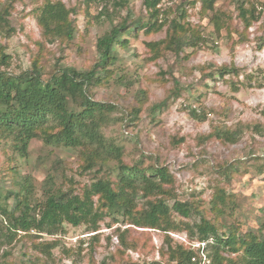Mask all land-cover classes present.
I'll use <instances>...</instances> for the list:
<instances>
[{
  "label": "rangeland",
  "instance_id": "rangeland-1",
  "mask_svg": "<svg viewBox=\"0 0 264 264\" xmlns=\"http://www.w3.org/2000/svg\"><path fill=\"white\" fill-rule=\"evenodd\" d=\"M11 1L0 0V9ZM54 1L74 9V40L66 44L45 41L36 22L42 0L15 1L8 17L13 33L9 38L0 35V48L7 55V64L2 70L18 75L30 69L37 58L45 77L55 72L57 64L78 70L93 68L98 59L97 39L111 25L147 19L143 0H98L90 4H85V0ZM192 1L162 0L159 20L168 23L179 19L180 11H184V24L197 30L204 42L197 47H184L178 56L166 52L155 62H149L146 44L163 39V29L152 35L139 32L127 49H119V61L112 68L109 83L94 92L97 102L116 107L100 133L105 141L122 147L124 163L134 164L140 156H146L158 166H166L175 177L176 200L194 203L205 219L215 221L212 193L215 186L222 185L233 195L234 220L241 230L259 229L264 223V170H257V165L264 167V47L260 51L256 47L260 38L264 40V0H216L213 12L203 17L201 4H192ZM236 2H248L257 12H262L247 32H242ZM219 11L225 15L223 21L227 24L217 35L209 18ZM222 66L236 68L238 76H215L212 80L209 76ZM139 91L145 92L147 100L138 121L129 124L128 113L138 107L135 97ZM175 91L180 93L178 99L169 100L167 107L155 115L151 113ZM190 110L206 121L191 118ZM213 128L238 131L240 137L235 144L214 139L201 142L199 138ZM80 155L77 150L46 147L33 140L27 157L20 158L9 144L0 141L1 196L18 191V185L28 180L32 188L31 202H42L48 176L52 177L55 188L73 187L79 193L94 176L103 175L95 170L83 173ZM231 164H238V168L231 167L236 174L225 184V178L217 171ZM173 203L174 200L169 205ZM7 205L11 208L13 199ZM181 220L193 223L199 218L192 215ZM231 223V217H224L220 219V228ZM108 225L111 226L108 228ZM5 227V219L0 216V228L5 231ZM126 227H130V232L125 236L128 245L125 248L118 242L114 244L112 237L117 234L116 228ZM64 229L65 234L57 236L18 233L10 244L0 246V264L166 263L160 257L165 244L164 234L159 231L112 224L109 218L99 224L95 233L83 225H66ZM146 233L149 238L144 236ZM95 234L97 240H93ZM170 237L173 246L178 243L188 246L185 233L170 234ZM43 243L56 245L51 257L38 250L37 245Z\"/></svg>",
  "mask_w": 264,
  "mask_h": 264
},
{
  "label": "trees",
  "instance_id": "trees-1",
  "mask_svg": "<svg viewBox=\"0 0 264 264\" xmlns=\"http://www.w3.org/2000/svg\"><path fill=\"white\" fill-rule=\"evenodd\" d=\"M15 1L22 0H12L0 9V35L5 38L13 33L8 17ZM95 1L98 0H85V4ZM161 2L162 0H143L146 21L135 19L128 24L124 20L111 25L97 39V63L87 70L57 64L55 72L45 77L37 58L38 60H33L30 69L11 75L1 69L7 64V55L0 48V141L9 144L20 158L27 157L33 140L42 142L46 147L77 150L81 154L80 168L83 173L93 170L95 173L103 172L99 177L94 176L90 184L84 186L79 193L73 187L65 190L55 188L52 177L48 176L44 181L43 201L34 204L30 200L32 188L28 180L18 185V191L7 192L5 196L0 194V216L5 219L6 225L5 231L0 228V246L10 244L13 236L18 233L64 235L66 225H83L95 233L99 224L109 218L112 224L122 223L164 234L165 247L160 250V257L165 258L166 263L153 261L149 264H196L192 262V258L199 260L197 251L182 243L172 245L170 234L178 233H185L188 242L207 243L206 252L210 264H264V223L259 229L248 228L242 231L234 220L236 214L233 195L222 185L213 189L211 204L216 219L211 222L202 216L194 203L176 200L175 177L166 166H158L146 156H140L134 164L128 165L123 162L122 147L105 141L100 133L116 107L97 102L94 92L109 83L112 68L119 61V49H127L139 32L152 35L163 29V39L146 44L149 62H155L166 52L178 56L184 47H197L204 42L197 30L184 24V11H180L179 19H172L168 23L160 21ZM194 2L201 4L203 17L213 12L216 0H193L192 4ZM236 4L242 32H247L253 23L258 22L262 12H257L255 6L248 2ZM74 12L73 8H67L61 1L42 0L36 13L41 38L50 43L72 42L76 31L72 20ZM224 17L219 11L209 18L217 35L226 27ZM263 47L264 40L260 38L256 49L260 51ZM237 73L238 70L234 67L222 66L209 77L212 80H215V76L237 77ZM179 97V91L171 92L151 113L155 115L156 111L167 107L169 100ZM135 98L138 107L132 108L128 113L130 118L126 121L129 124L138 121L142 105L147 100L144 91H139ZM188 113L199 122L206 121L195 110ZM239 137L238 131L213 128L199 139L203 143L214 139L221 143L235 144ZM236 165L231 164L217 171L225 178V184L236 174L232 169L238 168ZM257 170L262 172L264 167L257 165ZM10 199H13L11 208L7 205ZM172 200L174 203L170 206L169 202ZM192 215H197L199 221L188 223L181 220L190 219ZM224 217H231L232 223L220 228V219ZM129 228L115 229L118 245L125 248L128 246L125 236L129 234ZM96 236L97 234L92 236L93 240H97ZM144 236L149 238L148 233ZM37 246H40L38 250L41 253L51 257V250L56 245L43 243Z\"/></svg>",
  "mask_w": 264,
  "mask_h": 264
},
{
  "label": "built area",
  "instance_id": "built-area-1",
  "mask_svg": "<svg viewBox=\"0 0 264 264\" xmlns=\"http://www.w3.org/2000/svg\"><path fill=\"white\" fill-rule=\"evenodd\" d=\"M112 242L117 244L116 236L112 237ZM191 249L198 252L199 260L192 258V262L196 264H210V260L207 258L206 246L207 243L188 242Z\"/></svg>",
  "mask_w": 264,
  "mask_h": 264
}]
</instances>
